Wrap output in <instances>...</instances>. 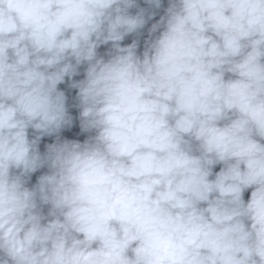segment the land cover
<instances>
[{"label":"clouds","instance_id":"clouds-1","mask_svg":"<svg viewBox=\"0 0 264 264\" xmlns=\"http://www.w3.org/2000/svg\"><path fill=\"white\" fill-rule=\"evenodd\" d=\"M0 264H264V0H0Z\"/></svg>","mask_w":264,"mask_h":264}]
</instances>
